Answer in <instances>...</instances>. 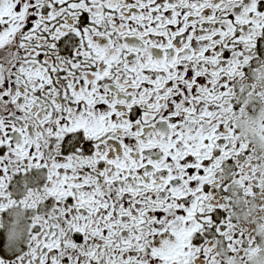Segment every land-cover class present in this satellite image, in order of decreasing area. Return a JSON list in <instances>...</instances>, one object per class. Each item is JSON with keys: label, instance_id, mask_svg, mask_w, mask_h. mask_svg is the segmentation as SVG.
<instances>
[{"label": "snow or ice", "instance_id": "1", "mask_svg": "<svg viewBox=\"0 0 264 264\" xmlns=\"http://www.w3.org/2000/svg\"><path fill=\"white\" fill-rule=\"evenodd\" d=\"M0 264H264V0H0Z\"/></svg>", "mask_w": 264, "mask_h": 264}]
</instances>
